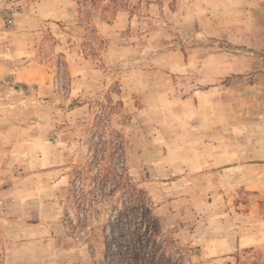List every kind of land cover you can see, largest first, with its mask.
<instances>
[{
  "label": "rangeland",
  "instance_id": "1",
  "mask_svg": "<svg viewBox=\"0 0 264 264\" xmlns=\"http://www.w3.org/2000/svg\"><path fill=\"white\" fill-rule=\"evenodd\" d=\"M101 125L125 141L149 209L140 229L156 233L157 249L146 264H196L197 243L215 237L192 234L250 209L264 229V0L0 7V264H106L102 238L75 239L63 219ZM261 243L243 264H264Z\"/></svg>",
  "mask_w": 264,
  "mask_h": 264
},
{
  "label": "trees",
  "instance_id": "2",
  "mask_svg": "<svg viewBox=\"0 0 264 264\" xmlns=\"http://www.w3.org/2000/svg\"><path fill=\"white\" fill-rule=\"evenodd\" d=\"M100 116L101 112L97 120ZM103 132L101 125L91 133L94 137L89 141L85 162L70 178L63 207L67 235L89 243L102 238L106 264H132V259L139 260L136 264L151 263L157 249L156 233L147 234L146 229L141 232L149 209L140 202L129 175L125 141L114 130L107 136ZM117 201L120 203L116 207ZM108 207L111 210L105 223L98 226L101 213ZM157 220L154 217L148 223Z\"/></svg>",
  "mask_w": 264,
  "mask_h": 264
},
{
  "label": "crops",
  "instance_id": "3",
  "mask_svg": "<svg viewBox=\"0 0 264 264\" xmlns=\"http://www.w3.org/2000/svg\"><path fill=\"white\" fill-rule=\"evenodd\" d=\"M11 3H13V0H0V7H8ZM57 12L62 13L63 9H58ZM219 156L220 154L218 152H216V155H213L214 158H218ZM254 157L255 155L252 153V158ZM247 165L251 166L252 161ZM233 167L230 166L229 168L233 169ZM240 218V223L234 222L229 224L225 221L223 225L220 224L221 226L217 232H211L210 229H206V235L201 234L200 231L192 234L194 239L196 236L200 239L215 237L213 243L209 240L205 241L204 244L202 240L197 243L202 248H200L201 259L196 264H243L241 262L242 258H239V255L248 249H252V247H255L259 243L262 244L264 229H254L252 227V220H255V217L252 215L251 209L246 215L240 216Z\"/></svg>",
  "mask_w": 264,
  "mask_h": 264
},
{
  "label": "built area",
  "instance_id": "4",
  "mask_svg": "<svg viewBox=\"0 0 264 264\" xmlns=\"http://www.w3.org/2000/svg\"><path fill=\"white\" fill-rule=\"evenodd\" d=\"M2 17L4 19L5 25L10 27L13 25V17L12 14H9L7 11H2Z\"/></svg>",
  "mask_w": 264,
  "mask_h": 264
}]
</instances>
